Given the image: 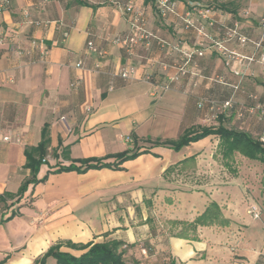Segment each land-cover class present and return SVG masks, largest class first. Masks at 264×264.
I'll use <instances>...</instances> for the list:
<instances>
[{
  "label": "crops",
  "instance_id": "0c3cea01",
  "mask_svg": "<svg viewBox=\"0 0 264 264\" xmlns=\"http://www.w3.org/2000/svg\"><path fill=\"white\" fill-rule=\"evenodd\" d=\"M129 1L144 12L149 32L187 48L195 46V37L180 15L192 4L218 19L221 12L236 16L249 8L252 17L242 23L256 33L264 16V0H173L180 15L165 17L155 0H10L0 10V264H39L58 243L60 251L80 256L87 248L67 242L108 240L123 242L130 264H264V202L254 194L264 193V180L250 168L255 160L237 152L227 164L214 134L180 151L149 140L176 139L188 128L209 126L198 99L227 96L228 88L210 78L230 75L207 52L195 58V74L162 90L155 82L174 72L175 53L155 38L129 46L114 42L137 34L124 12ZM257 3L256 13L251 6ZM88 41L103 55L89 53ZM128 64L135 74L124 80L119 71ZM249 88L264 93V77ZM224 124L260 131L254 118L226 117ZM45 126L47 161L37 181L19 194L32 176L25 151L41 142ZM137 147L143 152L114 166L117 154ZM190 157L193 168L167 175L168 167ZM83 158L109 166L55 172L72 163L80 167L73 160ZM183 175L190 180L177 178ZM6 193L13 196L2 201ZM212 201L228 226H198L189 238L176 235L182 225L172 222L194 221ZM253 202L261 207L259 219L248 213ZM56 263L47 257L46 264Z\"/></svg>",
  "mask_w": 264,
  "mask_h": 264
},
{
  "label": "built area",
  "instance_id": "2783aa9c",
  "mask_svg": "<svg viewBox=\"0 0 264 264\" xmlns=\"http://www.w3.org/2000/svg\"><path fill=\"white\" fill-rule=\"evenodd\" d=\"M155 5L162 17L168 14H178L173 0H155ZM10 6V0H0V10H6ZM124 12L130 17L132 27L137 31L136 35L116 37L115 43L129 46L136 44L138 38H155L157 44L169 52L175 53L174 69L172 73H165L161 81L155 82L162 90L171 88V85L180 81L189 74H195L192 70L196 57H202L207 52L221 59L224 69L230 75H214L210 78L213 82L228 88V95L222 99L213 97H201L198 107L204 108L206 115L203 118L205 124L218 126L221 117H233L236 120L254 118L262 125V133L259 137L264 145V93L250 89L249 84L257 82L264 77V16L259 20L261 31L256 33L249 30L242 20H249L252 13L249 8L241 9L236 16L228 12H221L220 18H215L208 8L193 5L184 14L180 15L184 29L192 31L195 37V46L184 47L180 41L171 42L165 38L156 37L146 28L145 14L136 8L133 1H129ZM27 13V12H26ZM89 53L102 56L92 41H88ZM98 67L99 65L96 64ZM135 69L130 64L122 67L119 75L124 80L131 79ZM152 81V75L147 76ZM5 140L11 136L6 135ZM127 141H130L127 138ZM47 161V158L44 159ZM248 213L255 219L261 217V207L253 202L249 205Z\"/></svg>",
  "mask_w": 264,
  "mask_h": 264
},
{
  "label": "trees",
  "instance_id": "16d2710c",
  "mask_svg": "<svg viewBox=\"0 0 264 264\" xmlns=\"http://www.w3.org/2000/svg\"><path fill=\"white\" fill-rule=\"evenodd\" d=\"M223 7L226 8V10H228L229 8H227L226 6ZM199 109L205 110L204 108ZM261 133V124L259 133L254 135L251 132L242 128L227 127L224 124V118L221 117L219 119L218 126L203 125L200 127H191L186 129L176 139L157 138L155 140H149L151 141L153 146L162 145L171 148L175 151H180L184 146L189 145L191 142L198 141L202 138L214 134L217 135L219 138L218 151L222 154L223 159H225L227 164L231 159H233V155L237 152L251 160L259 161L264 164V145L260 142L259 139ZM132 137L135 141L136 137L134 135ZM48 145V126H45L42 131L41 142L37 146L28 147L25 151L27 157V167L30 168L32 176L25 181L21 190L19 191V194H22L25 191L27 185L30 182L37 181V172L39 170L40 165L45 162L44 159L47 155ZM141 152L143 151H140L139 147H137L132 151L126 150L117 154L118 160L114 163V166L119 167L125 160L135 158ZM63 156L65 158H68L69 154L64 152ZM73 161L79 162L80 167L72 163L69 166H60L58 169H55V172L62 170H79L83 172L90 168H100L103 166H109V164L104 163L101 159L97 158H83L75 159ZM183 166L185 168H193L195 166V157L187 158L175 165L168 167L166 173L167 175H169L174 172L177 168H183ZM12 196L13 195L6 193L5 196L1 197V200L4 201V197ZM172 223L182 225L181 230L176 234L177 236L189 238L191 236V232L195 234L198 226H228L230 224V221L223 215L222 208L220 207V205L217 202L212 201L208 204L204 212L197 216L194 221H174ZM67 244L74 247L87 248V251L80 256H75L71 253L60 251V243H58L52 246L43 256L39 257L36 262L39 264H46L47 257L53 256L57 261L56 264H130L125 259V250L123 248L122 241L108 240L96 243L90 242L86 245H76L72 242H67ZM131 264L139 263L135 262ZM168 264L176 263L170 262ZM258 264H263V262L261 261Z\"/></svg>",
  "mask_w": 264,
  "mask_h": 264
},
{
  "label": "rangeland",
  "instance_id": "374dc122",
  "mask_svg": "<svg viewBox=\"0 0 264 264\" xmlns=\"http://www.w3.org/2000/svg\"><path fill=\"white\" fill-rule=\"evenodd\" d=\"M258 6H260V4H254V5H252L251 7H252V11H254V12H256L257 13V11L259 10V7ZM257 7H258V9H257ZM218 162H220V158H219V160H218ZM259 161H255V162H252V163H255L256 164V166L255 165H253V166H250V168L254 171L253 172V174H257L258 176H262V179L264 180V164H262L261 162H259ZM171 177H172V175H171ZM177 178H179V179H182V181H189L190 179H187L188 177H186V176H184L183 175V177L181 176V177H177ZM263 189H264V181H263ZM254 194L256 195V197H258L259 198V201L262 203V202H264V193H261V192H259V191H256V192H254ZM256 203H258V202H256ZM215 243H217V244H221V241L219 240V241H214Z\"/></svg>",
  "mask_w": 264,
  "mask_h": 264
}]
</instances>
